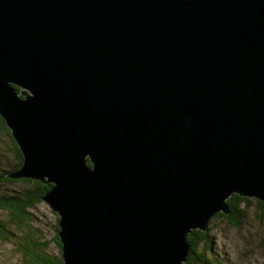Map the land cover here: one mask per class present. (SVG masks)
<instances>
[{"label":"water","instance_id":"obj_1","mask_svg":"<svg viewBox=\"0 0 264 264\" xmlns=\"http://www.w3.org/2000/svg\"><path fill=\"white\" fill-rule=\"evenodd\" d=\"M0 114L64 264H185L264 200V0H0Z\"/></svg>","mask_w":264,"mask_h":264},{"label":"rangeland","instance_id":"obj_2","mask_svg":"<svg viewBox=\"0 0 264 264\" xmlns=\"http://www.w3.org/2000/svg\"><path fill=\"white\" fill-rule=\"evenodd\" d=\"M13 143L0 131V167L10 170L18 164V158L13 150ZM29 182L16 181L7 184L2 190H22L31 188ZM0 188V191H2ZM12 190H10L11 192ZM249 206H245L247 214L241 219V225L236 224L224 215L214 216L208 227V238L211 248H207L206 242L199 240L197 251L208 258L210 264H264V216L262 207L258 205V199L249 197ZM39 218L38 223H31L41 227L46 234L49 250L52 254H58V247L54 240V223L58 220V213L45 200L34 205L30 210ZM5 213V212H4ZM3 217H6L1 214ZM13 230V229H12ZM21 232L19 239L23 241ZM29 260V259H28ZM0 264H36L27 261L19 252L16 237L14 241L0 238Z\"/></svg>","mask_w":264,"mask_h":264},{"label":"trees","instance_id":"obj_3","mask_svg":"<svg viewBox=\"0 0 264 264\" xmlns=\"http://www.w3.org/2000/svg\"><path fill=\"white\" fill-rule=\"evenodd\" d=\"M20 90L19 87H17ZM0 131L9 137L13 143V150L15 156L18 158V164L14 168L7 170L0 167V188L6 186L10 183H15L16 181L29 182L31 188H26L22 190H2L0 191V238L13 240L16 237V244L25 262H35L36 264H64L62 257V245L60 242L59 232V217L56 223H54L55 236L54 242L58 247V254H52L49 250V243L52 242L47 239L46 234L42 231L41 227L34 226L31 223L39 221L30 210L31 208L44 201L43 196L48 190L51 189V184H46L41 180L27 177H15V174L22 167L24 162L23 153L15 141L11 129L7 126L5 119L0 114ZM28 184V185H29ZM230 205L231 212L228 215L223 213H217L215 216L224 215L231 221L238 225H241V219L245 214H247V209L245 206H249V197H245L239 194H233L227 200ZM258 205L262 207V215L264 216V200L258 199ZM5 212V213H4ZM57 214L56 212H53ZM1 214H6L3 217ZM211 222V221H210ZM210 225V223H209ZM13 229V230H12ZM208 230V229H207ZM199 229L192 230L188 235V240L191 245L190 253L185 264H210L211 261L208 258L203 259V255H199L197 251V244L199 240L202 242L209 243L208 232ZM24 237L22 240L19 238V234ZM207 248H211L210 243L206 244ZM29 259V260H28Z\"/></svg>","mask_w":264,"mask_h":264}]
</instances>
